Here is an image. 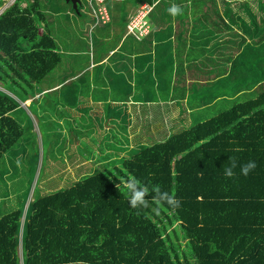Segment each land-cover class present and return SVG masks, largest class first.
Wrapping results in <instances>:
<instances>
[{
	"label": "trees",
	"instance_id": "1",
	"mask_svg": "<svg viewBox=\"0 0 264 264\" xmlns=\"http://www.w3.org/2000/svg\"><path fill=\"white\" fill-rule=\"evenodd\" d=\"M134 1L156 3L147 16L151 21L172 18L168 9L173 4L183 9L177 18L205 20L195 23L200 24L199 33L205 31L206 61L220 64L221 74L211 75L210 70L205 73L203 84L207 87L222 75L220 81L228 85L233 75L227 71L229 61L239 58L240 65L233 72L248 70L246 60L264 45L262 29L252 30L244 21L237 23L242 32L234 30L239 41H232L225 29L217 35V20L222 21L219 28L227 26L225 18L233 12L227 5L223 14L217 0ZM4 3L0 0V7ZM259 3L263 7L264 1ZM248 13L255 17L253 11ZM45 17V7L39 0H15L0 14V169L6 154L24 134L17 111L20 100L42 91V81L54 70L62 68L64 76L70 72L55 36L41 30L40 22ZM253 35L255 39L249 42ZM213 38L217 44L222 42V49H211ZM224 49L230 51L224 53ZM263 80L254 78L253 87L256 89ZM242 87L237 81L231 91L222 90L220 101L238 97ZM43 97L42 106L58 108L52 93ZM36 103L33 100L30 106L34 109ZM43 110L41 118L46 119L48 110ZM72 127L71 123L70 131L77 133V139L101 142L105 137L100 132L96 136L79 135ZM131 153L121 159L122 168L87 175L68 188L34 198L25 211L22 206L0 216V264H264V90L164 141L142 144L137 152L132 146ZM95 155L99 164L109 165L120 159L101 158V150L91 158ZM230 157H235L238 164L232 178L224 175ZM80 159L86 158L78 162ZM248 161H255L257 167L244 176L239 165ZM129 176L139 179L150 192L159 186L174 194L180 206L173 209L151 204L139 211L132 208L127 190L122 184L117 187L119 178L126 180ZM183 243L189 250H184Z\"/></svg>",
	"mask_w": 264,
	"mask_h": 264
},
{
	"label": "crops",
	"instance_id": "2",
	"mask_svg": "<svg viewBox=\"0 0 264 264\" xmlns=\"http://www.w3.org/2000/svg\"><path fill=\"white\" fill-rule=\"evenodd\" d=\"M232 1L234 0H230L229 4L223 3L218 8L223 14L227 5L233 11L229 13V18H225L230 26L239 27L237 23L243 21L248 26L253 21L264 20V4L262 7L259 0H246L237 6ZM115 2H121L120 5L125 11L124 17L119 12L112 13L108 6L111 20L106 23H92L91 28L96 29V32L92 34V29L89 28L92 34L89 45L86 44L83 50L69 52V74L63 77L62 74L57 75L53 84L42 83L45 86L34 97L26 101L20 100V109L17 110L21 114L20 121L22 106L32 108L33 105L30 104L34 100L37 101V106H34L31 113L35 112L33 117L37 118L38 126L39 118L45 112L41 103L47 93L54 95L53 101L57 102L58 107L67 105L70 108L59 119L63 122L65 116L69 115V121L73 122L71 129L78 131L79 135L82 132L78 129L81 127L79 123H84L88 126L87 136L91 130L95 136V133L100 132L105 137L126 138L127 132L130 137L139 139L137 142L141 145L147 143L145 138L157 137L161 133H165L164 139H158L164 141L175 132L212 116L207 108L210 110L221 100V92L227 90V85L220 81L223 75L215 77L210 87L203 84L206 81L205 73L221 75L218 74L220 64L211 65L206 61L209 54L205 39L202 38L205 31L199 33L202 29L198 27L199 23H195L205 20L198 17H172L151 21L148 18L150 32L138 39L127 33L126 25L131 17L144 13L145 5L154 7L156 3H138L134 0ZM130 4L134 6L135 13L132 15L127 13L131 9ZM201 6L203 7L202 4ZM248 11H253L255 17L249 15ZM258 14L262 15L258 17ZM94 19L96 22L95 17ZM217 22L214 29L218 35L223 29L219 28L222 21ZM248 41L252 42L251 39ZM216 44L217 41L213 38L211 49L215 46L222 49V42ZM224 50L227 53L229 49ZM215 55L222 58L219 54ZM233 61H229L227 67V71L232 73ZM154 116L158 117L155 123ZM123 149L119 153L125 154L124 146ZM105 156L107 158L106 154ZM96 158L95 155L93 160ZM80 161L83 164L92 163L90 158Z\"/></svg>",
	"mask_w": 264,
	"mask_h": 264
},
{
	"label": "rangeland",
	"instance_id": "3",
	"mask_svg": "<svg viewBox=\"0 0 264 264\" xmlns=\"http://www.w3.org/2000/svg\"><path fill=\"white\" fill-rule=\"evenodd\" d=\"M9 1L11 3L13 2V0ZM39 1L45 7L46 14L45 20L40 22L41 29L50 31L55 36L59 43L60 50L64 55L63 63H68L71 60L68 56L69 52L71 50L85 49L86 44L89 45V40L93 32H96V29L91 28L92 23L96 22L89 5V0H82V5L79 6L81 12L77 11L71 2H67L66 0ZM217 1L219 6L223 4L221 0ZM245 1L246 0H234L232 4L237 6L243 4ZM120 4L121 2H115V0L106 1V5L109 6L112 13L119 12L122 17L125 15V11ZM114 5H116V9H114ZM133 7L134 6L131 5V9L127 11L130 15L135 13ZM261 15L262 14H258V17ZM262 17L264 18V13ZM113 23L110 24V28L113 27ZM227 26L224 25L221 29H225V31L230 33L229 38L232 41H239V37L234 30L240 33L243 31V28L230 26L229 24ZM249 26L252 30L261 28L264 36V20L260 21L259 25L251 24ZM89 28L92 29V34H90ZM255 37L256 35L249 36V39H255ZM256 45H262V43ZM255 51L256 52H252L250 59L246 60L249 61L248 70H244L243 72L238 71L237 73L234 72L227 85V90L229 91L234 88L237 81L239 87L243 86L238 97L232 96L231 100L223 99L218 106H214L209 110V114H217L219 111L229 108L235 104V102L254 98L264 90V80L261 81L260 84H257L256 89L253 87L255 84V82H253L254 78L263 79L264 77V45L262 48ZM236 59L237 60L231 63L232 71L240 65L239 58ZM57 69L59 70V68ZM62 71L61 68L59 72H51L42 82L45 83V85L53 84L57 75L61 76L62 74V77L64 76ZM245 78L247 80L240 82ZM1 89L10 92L4 86H1ZM236 97L237 99L235 101ZM49 98L52 99V97ZM16 99L18 100V97H16ZM42 107H46L48 110L47 116H45V120L39 118V124L37 126L38 120L36 117H33V115L36 114L35 112L34 114L31 113L33 107L26 108L22 106L21 121L24 127V134L18 143L6 154L0 169V216L8 214L22 206L25 211L27 204L34 198L68 188L77 180L87 175L108 171L109 169L113 170L116 166L122 168L123 161L121 159L131 156V147H135L134 152H137L142 147V145L137 142L139 139L136 140V137H130L127 132L126 138H111L107 136L101 139V142H97V140L94 141V139H91L90 142L85 137L77 139L75 137L77 133L70 131L71 122L69 121V115L65 116V121L63 122H60L59 119L60 116H64L67 111H70L67 105L58 107L57 109H55L54 105ZM157 118V116L153 117V123H155ZM143 123L145 122L143 121ZM35 124L37 127H35ZM79 125L81 127L78 129L82 130V133L87 135L88 126L84 123H79ZM65 126L69 128L68 131H66ZM89 135H92V132H90ZM164 135L165 133H161L160 135L157 134V137L150 139L145 138L144 140H146L147 145H150L155 142H160L158 138L164 139ZM123 146L127 149L125 154L119 153V151L121 152V150H124ZM75 147H77V152L74 151ZM92 147L95 152L97 150L103 152L101 158H105L106 154L109 158L114 157L120 159H118V162H111L109 165H106L107 162L99 164V159L96 158L93 160L91 158L92 154L95 153ZM87 151H89L90 154H88ZM79 158H90L92 159V163L83 164L82 162H78ZM81 166H84V168L77 169V167ZM97 166L98 169H95ZM101 166L104 168L106 167V169L101 168ZM115 170L118 171L117 169ZM183 246L185 250L188 244L183 243ZM186 249L189 250L188 247ZM189 253L191 254L190 251Z\"/></svg>",
	"mask_w": 264,
	"mask_h": 264
},
{
	"label": "clouds",
	"instance_id": "4",
	"mask_svg": "<svg viewBox=\"0 0 264 264\" xmlns=\"http://www.w3.org/2000/svg\"><path fill=\"white\" fill-rule=\"evenodd\" d=\"M14 1L10 3L9 0H5L4 5L0 7V14L12 5ZM168 12L171 16L176 17L183 14V9L179 5L173 4L168 9ZM228 164L229 166L224 168V175L228 178H232L235 176L234 169L238 166L237 159L235 157H230ZM256 167L255 161H248L239 165L240 173L244 176L249 175ZM119 179L120 184L117 185V187L120 188L121 184L123 185L127 190L130 206L138 211L149 208L151 204L159 208H163L167 205L173 209L180 206L181 202L174 194L161 190L159 186H154L150 192L149 188L134 176H129L126 180L122 178Z\"/></svg>",
	"mask_w": 264,
	"mask_h": 264
},
{
	"label": "built area",
	"instance_id": "5",
	"mask_svg": "<svg viewBox=\"0 0 264 264\" xmlns=\"http://www.w3.org/2000/svg\"><path fill=\"white\" fill-rule=\"evenodd\" d=\"M106 1L108 0H89V5L92 10L93 16L96 18L97 24L106 23L111 20L110 11L108 6L106 5ZM152 7L153 6L145 5L144 13H140L130 18L126 25L128 34H132L140 39L142 36L150 32L151 25L147 16Z\"/></svg>",
	"mask_w": 264,
	"mask_h": 264
},
{
	"label": "water",
	"instance_id": "6",
	"mask_svg": "<svg viewBox=\"0 0 264 264\" xmlns=\"http://www.w3.org/2000/svg\"><path fill=\"white\" fill-rule=\"evenodd\" d=\"M66 1L71 2L77 11H79V6L82 5V0H66Z\"/></svg>",
	"mask_w": 264,
	"mask_h": 264
}]
</instances>
